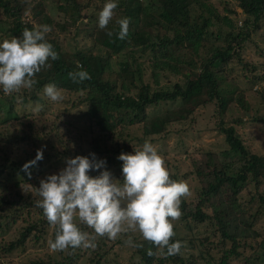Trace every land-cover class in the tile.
Returning <instances> with one entry per match:
<instances>
[{"label": "trees", "instance_id": "obj_1", "mask_svg": "<svg viewBox=\"0 0 264 264\" xmlns=\"http://www.w3.org/2000/svg\"><path fill=\"white\" fill-rule=\"evenodd\" d=\"M234 1L243 14V24L238 30L229 18L217 13L210 0H116L118 8L111 22L117 24L116 21L123 17L131 21L128 37L120 40L116 35L118 27L117 31H111L112 36L107 35L108 30L98 27V14L107 0H56L62 7L60 11L73 12L59 27L60 31L67 32L70 24L79 21L84 26L83 30L92 32L90 36L107 51V56L68 52L62 46L63 40L50 32L46 39L59 58L49 60L51 67L37 74V83L32 89L11 95L1 91V99L7 104V110L2 108L5 116L14 112L16 102L21 105L37 103L41 109L36 114L16 117L13 134L6 129L7 121L13 120L1 118L0 239L15 231L13 239L2 244V254H11L28 242H39V239V248L46 250L50 248L46 241L47 233L51 232L50 240L55 238L56 230L50 227L43 210L34 206L40 199L37 189L35 192L27 189L40 185L38 178L44 173V161L53 155L49 151L55 143L63 147L67 159L77 156L93 159L92 154H95V161L105 162L104 167L90 171L89 175L95 178L107 170L115 179L123 175V162L116 164L113 155L119 157L128 152L126 147L120 150L116 143L115 147L111 145L113 134L120 126L140 124L145 136L159 135L172 123L187 121L194 110L209 104L216 107V118L226 115L235 99L240 103L247 123L264 122L262 95L257 92L263 104H250L242 98L237 86L228 85L232 82L224 77L225 69L232 64L238 63L243 70H255L251 66L253 63L246 62L242 54L251 37L264 28V0ZM25 2L0 0L1 14L11 17L9 27L2 30L0 43L21 37L25 28L32 30L40 25H53V21L46 14L42 17L41 13L33 17L38 20V25L25 23L21 7ZM91 7L93 9L88 10L90 15L84 23L82 12ZM227 12L235 14L230 10ZM213 25L218 27L210 31ZM125 40L130 43H125ZM145 54L150 55L149 68L155 78L152 84H159L158 76L164 77L167 84L159 90H152V84L142 83L134 96L135 75L140 80L143 72L139 58ZM258 55L260 59L264 58L263 49ZM81 70L87 71L91 79L74 83L67 75ZM258 78L264 82V74ZM117 79L121 81L119 92H116ZM47 84L61 89L64 99L52 102L44 95L43 89ZM167 102H178L180 107L152 119L148 117L147 109ZM77 111L88 119L89 127L81 124L82 118L75 113ZM217 120L216 127L230 147L229 153L225 154H231L235 159L214 166L204 162L202 166L193 167L189 174L197 185L192 189L196 195L192 198L190 195L181 203L180 221L188 234L198 227H205V236L180 235L178 222H174L176 235L172 242L179 240L183 247L181 254L168 258L149 257V248L153 252L157 251L156 248L142 236L131 237L133 244L139 245L131 247L134 250L133 264H264V157L246 150L234 125L228 121L222 123L221 118ZM241 124V120L235 121V125ZM97 130L98 134L106 133L102 143L95 136ZM116 136V140L121 138V135ZM2 142L19 145L20 150L14 153L5 151L1 147ZM40 149H43V160L22 171L25 164L35 160ZM166 166L171 179L185 182L179 178L178 172H171L167 161ZM243 193L250 194L246 204L239 202ZM34 214H37L35 221L31 218ZM77 224L82 231L93 234L86 225L79 221ZM127 239L98 237L95 249L46 251V259L38 257L26 264H118L109 259V255L115 247L128 246ZM186 245L198 255L189 253ZM246 248L247 255L241 251Z\"/></svg>", "mask_w": 264, "mask_h": 264}, {"label": "clouds", "instance_id": "obj_2", "mask_svg": "<svg viewBox=\"0 0 264 264\" xmlns=\"http://www.w3.org/2000/svg\"><path fill=\"white\" fill-rule=\"evenodd\" d=\"M117 8L116 0H107L98 14L100 29L108 27ZM116 23L119 28L117 38L126 39L130 18H120ZM51 31V26L46 24L32 30L25 28L21 37L0 43V88L5 95L32 89L37 83V74L51 67L49 60L59 58L46 39ZM107 35L112 36L113 33L109 31ZM67 75L74 83L91 79L84 70ZM43 92L52 102L64 99L62 90L54 84L45 85ZM92 157L67 159L66 167L58 174L40 181L37 189L40 199L34 206L43 210L47 222L56 230L54 240L48 241L50 250L95 249L98 237L116 240L123 233L139 232L143 240L157 250L153 252L149 248V257L168 258L181 254L182 242H172L176 235L174 222L181 219L182 200L191 192L186 182L170 178L164 158L156 147L145 141L142 148L134 149V154L122 153L118 157L123 162L122 182L114 179L107 170L98 177H91L89 172L99 171L105 163L96 162L95 154ZM41 160L43 149L37 150L35 160L25 164L22 171ZM77 221L91 229L93 234L82 231ZM126 244L139 246L133 244L131 237Z\"/></svg>", "mask_w": 264, "mask_h": 264}, {"label": "rangeland", "instance_id": "obj_3", "mask_svg": "<svg viewBox=\"0 0 264 264\" xmlns=\"http://www.w3.org/2000/svg\"><path fill=\"white\" fill-rule=\"evenodd\" d=\"M210 5H212V7L218 11L217 13H221L223 17L226 16V18H229L236 30L242 27L243 14L241 10L235 6L234 0H210ZM21 7L24 11V22L30 23L33 26L38 25V20L33 18L36 13H41L42 17L44 14H46L53 21V25L51 26L52 34H54V36H59V38L63 40L62 46L68 52L82 51L86 54L92 52L95 55L102 56L104 58L107 56V51L101 48L100 44L95 42L90 36V33L92 32L90 30H83L84 26L79 21L74 25L70 24V29L67 32L63 33V31H60L59 27L63 26L66 18H68L70 14H73V12L69 10L70 13L68 14L64 11H60L62 7L56 2V0H26V2L21 5ZM89 9L93 8L91 7L85 9L82 12L84 23H86V19L90 15L88 12ZM228 10L235 14H228ZM10 20L11 17L5 14L3 15L0 12V36H2V32L9 27L8 22ZM116 27H118V25L110 21L108 27L104 30L117 31ZM217 27V25H213L210 27V31H215V28ZM150 31H153V29ZM94 35L96 36V33H94ZM125 43L128 44L130 42L125 40ZM260 49H263L264 51V28L251 37V40L247 44V48L244 51L245 53L242 54V57L244 60H246V62L249 61L253 63L251 66L255 67V70H243L242 67L237 63V65L232 64L228 66L224 73V77H226L228 81L232 82L228 85H236L238 91L242 95V98L250 104H263L264 101V82L260 78L257 79V77H261L264 74V58L260 59L261 56L258 55ZM149 58V54H145L139 58V62L142 63L141 68L143 72L141 74L140 80L137 79V74L135 75L136 86L133 95H136V93L140 90V85L142 83L152 84V82L155 81V78L151 75V69L149 68ZM156 80L159 84L157 85L156 82L154 85L152 84V90H159L161 86L167 84V81L164 77L158 76ZM170 81L172 82V80ZM120 84L121 81L117 79L116 92H119ZM126 85L128 86V83H126ZM1 91L2 88H0V122L1 118L13 120L7 121L6 126L8 132L13 134L14 127L16 125V120L14 119L16 117H22L26 114L38 113L41 110L40 104L28 103L21 105V103L16 102L14 105V112L5 116L2 108L7 110V107H5L7 104L1 99ZM257 92L262 95L263 101L260 100ZM179 107L180 104L178 102H167L150 107L146 110V112L148 113V117L152 119L163 112L172 111ZM228 110L230 113L221 115L217 118H221L222 123L228 121L230 124L235 126L238 135L242 138L245 148L249 153L251 152L259 157H264V122L254 124L249 122L247 123L246 118L244 117V111L240 108V103L236 99L232 102V104H230ZM75 113L79 116V118H82L81 124L89 127L88 119L84 117V115L79 111ZM94 115H96L95 112ZM215 116H217V114L214 104L206 105L202 108L194 110V112L191 114V117L187 118V121L172 123L159 135L145 136L143 132V126L140 124H128V126H120L113 134L115 136H113L114 139L111 145L115 147L116 143L120 150L124 149L125 147L128 149V152L124 154H134V149L142 148V145L145 143V141L152 143L156 147L158 154L164 158L165 166L167 161L171 172H178L179 178L184 179L189 185L191 192L190 198H192L196 195V191L194 192L192 189L197 187L196 183L193 182L192 177L189 174L193 167L202 166L204 162H208L210 166H214L220 162L227 163L232 162L235 159V157L230 156L231 154H225L229 153L228 150L230 147L225 144L223 135L220 134L218 128L216 127V124L219 123V121ZM237 120H241L242 124L235 125V121ZM97 132L98 130L95 132V136H97L99 138V142L102 143V137L106 135V133L98 134ZM116 135H121V138L116 140ZM18 146L19 145L12 146L7 142H2L1 147L5 151L14 153L17 150H20ZM49 152L51 154L53 153V155L44 161V173L38 178V183H40L42 179H45L49 175L58 174L66 167L67 155L64 154V149L62 146H59L57 143H55V146L50 149ZM113 159L116 164L122 162L116 155H113ZM115 179L122 182L123 175L120 174ZM39 186L40 185H35L28 187L27 189L35 192ZM249 198L250 194L243 193L239 198V202L241 204H246ZM36 215L37 214H34L31 217L34 221ZM24 216H26L25 212ZM177 226L180 235H186L187 237L205 236V227H198L194 229L191 234H188L187 228L180 220L178 221ZM14 235L15 231L4 236V239H0V248H2V244L13 239ZM50 236L51 232H48L46 235L47 242L50 240ZM127 237L141 238V234L139 232L123 233L118 236V239H120V241H125ZM40 245L41 241L39 239V242H28L23 248L15 250L11 254L4 255L0 251V264H26L38 257L46 259V251L47 253H51L52 250H50V248L46 250L44 248L40 249ZM131 247L132 246L124 245L115 247L112 253L109 255V259L115 260L118 264H133L134 250H132ZM187 247L188 246L186 245L185 249L189 253H193L194 256L198 255L197 251H190V249ZM241 251L243 254L247 255L248 248L242 249ZM213 255L215 256V254Z\"/></svg>", "mask_w": 264, "mask_h": 264}]
</instances>
